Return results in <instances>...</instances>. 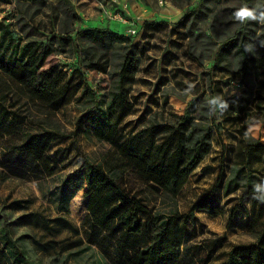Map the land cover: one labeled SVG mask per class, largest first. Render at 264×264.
Segmentation results:
<instances>
[{
    "label": "rangeland",
    "instance_id": "rangeland-1",
    "mask_svg": "<svg viewBox=\"0 0 264 264\" xmlns=\"http://www.w3.org/2000/svg\"><path fill=\"white\" fill-rule=\"evenodd\" d=\"M11 1L0 2V15L7 23L16 25L21 21V13L16 0ZM48 1L57 12L66 0ZM67 1L79 17L74 24L77 30H112L130 37L138 47V73L129 94L131 111L119 126V141L154 124L178 123L186 111L191 113V124L199 121L194 105L205 104L209 108L211 117L205 124L212 121L216 127L212 151L181 191L177 208L181 215H186L198 199L210 194L223 213L213 216L197 211V220L180 221L188 239L186 246L191 249L180 264H220L227 260L234 246L256 243L264 231V211L254 208L250 201L246 203L248 212L237 216L229 226L231 210L244 209L238 205L246 188L225 195L224 186L240 167L239 152L257 140L264 144V67H257L263 46L255 43V60L247 67L236 48L224 44L241 26L233 13L244 5L264 11V0H254L250 5L246 0H206L203 5L202 0ZM27 6L31 22L47 35L54 27L55 10L35 4ZM197 8L199 13L202 10L201 18H187ZM246 24L249 33L264 34V23ZM56 27L60 28L59 22ZM80 46L79 53L66 48V53L53 54L46 67L59 64L69 73L76 67L82 68L84 83L102 98L109 94L113 80L110 75L84 67L83 47L91 46L81 42ZM120 47L116 44L113 49ZM92 56L100 55L93 50ZM2 86L5 84L0 81ZM8 91V103L12 104L17 99L15 91ZM215 96L228 103L226 110L217 108L210 112L208 101ZM89 104L81 89L58 113L32 116L35 123L46 120L47 125L57 127L66 137L54 142L47 153L57 164L53 177L35 179L9 173L0 166V264H18L15 249L21 250L32 264H125V253L109 234L84 223L88 198L81 169L83 159L118 171L122 187L152 212L171 211L170 205L163 204L158 188L133 172L127 162L123 163L111 144L78 130L77 120ZM14 142L17 140L9 137L0 141V160L4 144ZM252 169L264 182V165ZM221 179L222 183H217ZM5 230L12 242L3 236ZM146 240V235L136 236L131 246H140Z\"/></svg>",
    "mask_w": 264,
    "mask_h": 264
},
{
    "label": "trees",
    "instance_id": "trees-1",
    "mask_svg": "<svg viewBox=\"0 0 264 264\" xmlns=\"http://www.w3.org/2000/svg\"><path fill=\"white\" fill-rule=\"evenodd\" d=\"M252 1L246 0L248 5ZM0 2L9 4L12 1ZM205 2L202 0L201 4ZM15 3L21 13L18 24L7 23L0 15V81L5 84L0 88V141L6 137L17 140L16 143L4 144L1 168L35 179L53 177L57 164L47 153L54 142L66 137L57 127L47 125L46 120L35 123L32 118L58 113L67 105L69 98L82 89L90 104L77 120L78 130L88 136L93 135L100 142L111 144L120 160L127 162L128 167L143 180L154 184L163 198V204L172 208L169 212H152L122 187L118 171L83 159L81 169L87 186L85 197L88 198V215L84 223L100 233L109 234L125 253V264H180L191 250L186 246L188 239L180 221L197 220V211L213 216L223 213L210 194L198 199L186 215H181L177 208L181 191L212 151L216 127L212 121L210 125L205 124L211 117L208 106L194 105L193 109L198 108L199 121L189 124L191 113L186 111L178 123L154 124L137 131L123 142L119 141V126L131 111L129 94L138 73V47L133 45L130 37L112 30H77L74 24L79 17L67 0L57 12L48 0H16ZM33 4L55 10L52 19L54 27L47 35H43L41 27L28 17L29 8L25 6ZM201 12L197 8L187 18L195 16L194 20H197L201 18ZM57 22L60 28L56 27ZM249 31L246 22L241 23L224 45L235 47L247 67L255 60L252 52L256 48L255 43L263 46V55L257 66L260 69L264 67V34L257 36L256 31L252 34ZM80 42L91 46L83 47L84 67L110 75L113 80L109 94L102 98H98L96 92L84 83L82 68L76 67L69 73L59 64L46 67L50 56L57 52L66 53V48L79 53ZM116 44L121 46L120 49H113ZM93 50L99 52L98 58L92 56ZM77 78L80 80L75 83ZM4 80L8 81V85ZM9 89L16 93L13 95L17 99L12 104L8 103ZM31 111L35 115L30 114ZM239 157L237 162L240 167L227 180L224 191L225 195H229L246 188L238 205L244 209L242 212L231 210L229 226L237 216L248 212L246 203L250 201L254 208L264 211V202L254 198L257 195L254 185L262 183L263 179L254 175L256 171L252 169L255 165H264V144L260 140L249 143L239 152ZM142 235H146L147 240L140 246H131V240ZM3 236L12 242L7 230ZM15 254L16 263L32 264L21 250L15 249ZM220 264H264V231L256 243L234 246L227 260Z\"/></svg>",
    "mask_w": 264,
    "mask_h": 264
},
{
    "label": "clouds",
    "instance_id": "clouds-1",
    "mask_svg": "<svg viewBox=\"0 0 264 264\" xmlns=\"http://www.w3.org/2000/svg\"><path fill=\"white\" fill-rule=\"evenodd\" d=\"M235 20L245 23L247 21H259L264 23V11H257V9L249 8L247 5L241 6L234 13ZM250 50V49H249ZM210 112H214L217 108L221 111L228 108V103L221 97L215 96L208 101ZM254 191L257 194L254 198L264 202V182L254 185Z\"/></svg>",
    "mask_w": 264,
    "mask_h": 264
},
{
    "label": "crops",
    "instance_id": "crops-1",
    "mask_svg": "<svg viewBox=\"0 0 264 264\" xmlns=\"http://www.w3.org/2000/svg\"><path fill=\"white\" fill-rule=\"evenodd\" d=\"M196 172V171H195Z\"/></svg>",
    "mask_w": 264,
    "mask_h": 264
}]
</instances>
